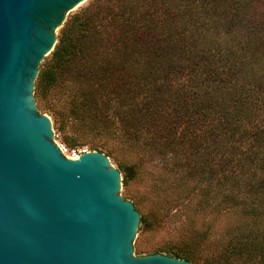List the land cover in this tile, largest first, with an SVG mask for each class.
<instances>
[{
  "label": "trees",
  "instance_id": "trees-1",
  "mask_svg": "<svg viewBox=\"0 0 264 264\" xmlns=\"http://www.w3.org/2000/svg\"><path fill=\"white\" fill-rule=\"evenodd\" d=\"M64 88L68 113L56 129L68 120L118 129L163 159L180 195L240 208L229 242L264 264V0H92L40 65L37 96ZM118 164L126 191L139 163ZM165 250L194 264L189 251ZM234 252L206 264H231Z\"/></svg>",
  "mask_w": 264,
  "mask_h": 264
},
{
  "label": "water",
  "instance_id": "water-1",
  "mask_svg": "<svg viewBox=\"0 0 264 264\" xmlns=\"http://www.w3.org/2000/svg\"><path fill=\"white\" fill-rule=\"evenodd\" d=\"M86 0H0V264H190L133 254L140 214L102 152L67 158L34 82Z\"/></svg>",
  "mask_w": 264,
  "mask_h": 264
},
{
  "label": "rangeland",
  "instance_id": "rangeland-1",
  "mask_svg": "<svg viewBox=\"0 0 264 264\" xmlns=\"http://www.w3.org/2000/svg\"><path fill=\"white\" fill-rule=\"evenodd\" d=\"M91 1L86 0L71 10L66 20L72 14L87 7ZM35 87L36 79L33 90L36 108L39 113L50 118L58 141L65 143L63 134H66L76 139V146H84L89 151L105 154L108 150L111 152L110 156L105 155L116 168L119 167V161L127 164L139 163L137 176L129 182L126 191L123 184L120 190V194L127 197L125 199L130 200L136 205L138 212L147 217L145 229L141 223L138 224L136 237L133 240L134 255L144 256L154 252L169 255L165 249L179 247V250L189 251L192 254L194 264H206L208 261L212 262L215 255L234 252L229 241L235 238L232 234H235L236 230L234 232L233 230L241 229V222L245 220L240 208L219 211L214 204H200L199 196L188 198L180 195L179 189L176 191L173 189L175 188L173 183H170L172 174L163 159L154 153L149 155L143 153V147L129 143L120 135L118 129L107 133L102 131L100 128L102 124L99 122L96 128L90 129L80 122L68 120L64 125V132H60L56 128L68 113L69 105L64 103L70 93L66 88L53 89L41 98L36 95ZM108 114L115 125L118 118L114 117L112 110H109ZM85 122H88V119ZM136 248H143L145 251L138 253ZM228 261L231 264H249L244 248L240 254L235 251Z\"/></svg>",
  "mask_w": 264,
  "mask_h": 264
},
{
  "label": "built area",
  "instance_id": "built-area-1",
  "mask_svg": "<svg viewBox=\"0 0 264 264\" xmlns=\"http://www.w3.org/2000/svg\"><path fill=\"white\" fill-rule=\"evenodd\" d=\"M56 137L57 135L54 133V141L57 143L62 154L66 156L67 158L75 159L79 157L82 153L89 151L84 146L69 147L65 143L58 141Z\"/></svg>",
  "mask_w": 264,
  "mask_h": 264
}]
</instances>
